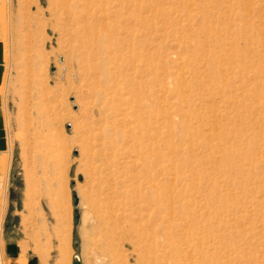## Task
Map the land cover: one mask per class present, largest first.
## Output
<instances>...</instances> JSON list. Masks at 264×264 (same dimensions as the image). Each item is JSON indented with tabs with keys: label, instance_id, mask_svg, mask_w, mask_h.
Here are the masks:
<instances>
[{
	"label": "rangeland",
	"instance_id": "1",
	"mask_svg": "<svg viewBox=\"0 0 264 264\" xmlns=\"http://www.w3.org/2000/svg\"><path fill=\"white\" fill-rule=\"evenodd\" d=\"M126 1L149 40L137 55L161 80L149 88L163 89L151 170L133 124L109 133L103 82L58 0H0L4 264H97L98 211L117 264H143L149 233L151 264H264V0ZM82 2L93 23L121 6ZM148 223L158 234L141 233Z\"/></svg>",
	"mask_w": 264,
	"mask_h": 264
},
{
	"label": "bare ground",
	"instance_id": "2",
	"mask_svg": "<svg viewBox=\"0 0 264 264\" xmlns=\"http://www.w3.org/2000/svg\"><path fill=\"white\" fill-rule=\"evenodd\" d=\"M126 2V0H121V6L115 14L113 12L112 14H108L105 11V13L101 12L102 15L98 18L99 23L90 21L89 14L84 11L88 4L87 2L83 3L82 0H58V7L60 12L62 11L60 18L64 31H67L71 36L72 39L70 38V41L75 42V47L76 45L79 47V52L77 53L79 62L81 64L86 62L88 66H92L101 77L103 86L99 93L102 96L103 108L107 114L106 121L109 133L114 131L112 132L114 136L117 134L123 135L125 132L123 131V133L120 130L119 124H133L131 130L135 134L134 137H136L139 145L142 146L144 165L147 167L146 170H151L155 162L153 156L160 152L162 144L164 110H162L163 97L161 93L163 92L161 91L163 89L161 88V90L160 87L158 90L149 88L151 83L155 85L161 80H159L158 73L147 63L144 52L141 55H137L138 49L142 50L144 46H148L149 40L146 37L147 32H139L138 29L134 28L135 16L141 8H132L129 4L126 5ZM150 27L152 28L149 23ZM155 30L158 31L157 28ZM9 65L11 66V64ZM122 80H126L125 84L121 83ZM115 137L114 139L112 138L113 141H115ZM229 152L231 156L232 150H229ZM157 156L159 157V155ZM154 187L150 188L152 191L154 189L155 192ZM148 194L150 195L149 192ZM157 195H160V193ZM159 197L155 196L161 201V197ZM153 204H156L157 209L159 206L161 207L156 202ZM157 209L156 211H159ZM164 209L162 210L164 211ZM153 210L155 211V208ZM154 211H152L153 214H156ZM98 217L101 222L99 226L102 224L103 226L99 229V237L96 239V262L97 264H117L119 258L111 238L113 228L110 222V212L98 211ZM156 217L158 218V216ZM159 218L158 222L164 220ZM158 222L154 223L153 221L154 224H158ZM154 224L148 223V226H142L141 233L144 231L147 233L150 230L149 225L152 226ZM153 231L151 232L158 234L156 229ZM150 234H146L147 236L144 237L146 247L142 251L144 260L142 259L143 261L141 262L143 264H151L154 261V250L159 242V240H154L151 236L152 234ZM0 264H4L1 256Z\"/></svg>",
	"mask_w": 264,
	"mask_h": 264
},
{
	"label": "crops",
	"instance_id": "3",
	"mask_svg": "<svg viewBox=\"0 0 264 264\" xmlns=\"http://www.w3.org/2000/svg\"><path fill=\"white\" fill-rule=\"evenodd\" d=\"M1 132V131H0ZM5 146V143H4V141H2V139L0 138V153H2V151H4L5 149L3 148ZM0 185H1V182H0ZM2 187V186H1ZM3 201H5V200H3ZM4 211H5V206H2V204H1V206H0V216L1 215H4ZM1 223H2V219H1V217H0V226H1Z\"/></svg>",
	"mask_w": 264,
	"mask_h": 264
},
{
	"label": "water",
	"instance_id": "4",
	"mask_svg": "<svg viewBox=\"0 0 264 264\" xmlns=\"http://www.w3.org/2000/svg\"><path fill=\"white\" fill-rule=\"evenodd\" d=\"M75 196V202H74V204L76 205V200H77V196L76 195H74ZM75 212V214H76V210L74 211Z\"/></svg>",
	"mask_w": 264,
	"mask_h": 264
}]
</instances>
